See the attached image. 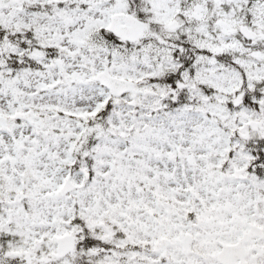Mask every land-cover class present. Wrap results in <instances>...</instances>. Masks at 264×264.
I'll return each instance as SVG.
<instances>
[{"label":"snow or ice","instance_id":"1","mask_svg":"<svg viewBox=\"0 0 264 264\" xmlns=\"http://www.w3.org/2000/svg\"><path fill=\"white\" fill-rule=\"evenodd\" d=\"M0 264H264V0H0Z\"/></svg>","mask_w":264,"mask_h":264}]
</instances>
